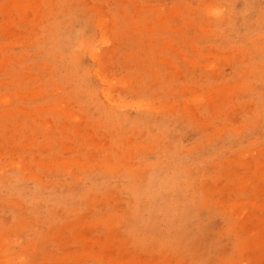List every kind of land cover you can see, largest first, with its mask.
<instances>
[{"label": "rangeland", "instance_id": "1", "mask_svg": "<svg viewBox=\"0 0 264 264\" xmlns=\"http://www.w3.org/2000/svg\"><path fill=\"white\" fill-rule=\"evenodd\" d=\"M17 1L0 264H264V0Z\"/></svg>", "mask_w": 264, "mask_h": 264}, {"label": "bare ground", "instance_id": "2", "mask_svg": "<svg viewBox=\"0 0 264 264\" xmlns=\"http://www.w3.org/2000/svg\"><path fill=\"white\" fill-rule=\"evenodd\" d=\"M16 1H17V0H15V2H16ZM18 1H19V2H22V0H21V1L18 0ZM18 1H17V8L19 9V7H20L19 11H22L23 4L18 3ZM23 1H26V0H23ZM26 3L28 4V1H27ZM18 4H20V5L18 6ZM24 6H27V5H24ZM100 10H101V9H100ZM23 11H24V10H23ZM23 11H22V12H23ZM97 12H98V11H97ZM97 14H98V13H97ZM100 15H101V14H100ZM100 20H102L101 17H100ZM100 22L103 24V25H102V28H103V26L105 25V24L103 23L104 20H102V21H100ZM100 22H98V23H100ZM101 23H100V24H101ZM107 25H109V24L107 23ZM141 25H142V24H141ZM105 26H106V25H105ZM105 26H104V28H105ZM98 27H99V26H98ZM100 27H101V26H100ZM139 27L142 28V26H139ZM102 28H101V31H100V29H99L100 32H102V30L104 29V28H103V29H102ZM108 29H109V28L106 27V32L109 31ZM143 29H144V27L142 28V30H143ZM104 30H105V29H104ZM102 33H103V32H102ZM104 33H105V32H104ZM91 48H92V47H91ZM91 53H92V52H91ZM96 53H97V51H96ZM89 56H90V55H89ZM94 56H95V54H94ZM98 56H99V55L97 54V58H98ZM97 58H96V60H97ZM92 59H94V58H92ZM101 60H102V59H101ZM101 60L98 58V62L100 61V63H98V65L101 64ZM95 62H96V61H95ZM102 66H103V65H102ZM100 67H101V66H100ZM101 68H104V67H101ZM102 70H103V69H101V71H102ZM101 71H100V74L102 73V76H103V72H101ZM107 72H108V71H107ZM97 73H99V72H97ZM100 74H99V77L101 76ZM104 74H105V72H104ZM106 75H107V74H106ZM106 75H105V76H106ZM102 76H101V78H102ZM107 76H108V75H107ZM108 77H109V76H108ZM104 78H105V77H104ZM106 78H107V77H106ZM109 78H110V77H109ZM111 80H112V78H111ZM104 81H106V80L104 79ZM107 81H108V80H107ZM102 82H103V80H102ZM109 82H110V80H109ZM103 83H104V82H103ZM112 84H113V83H112ZM106 86H107V85H106ZM111 86H113V85H111ZM103 88H104V87H103ZM108 88H110V87L108 86ZM103 90H104V89H103ZM105 90H106V89H105ZM109 90H110V89H109ZM104 94H105V93H104ZM26 95L28 96L27 93H26ZM106 95L108 96L107 93H106ZM204 96H205V95H204ZM5 97H6V96H5ZM8 97H9V96H7L6 98H4V100L7 99ZM110 97H111V96H110ZM107 98H108V97H107ZM111 98H112V97H111ZM199 98H200V97H199ZM7 100H8V99H7ZM7 100H6V101H7ZM55 106H56V105H55ZM55 106H54V107H55ZM155 106H156V105H155ZM157 106H158V105H157ZM157 106H156V107H157ZM161 106H162V105H161ZM48 107H49V106H48ZM56 107H57V106H56ZM58 107H59V108H58ZM58 107H57V108H58V111H59V109L61 108V106L58 105ZM121 107H122V106H121ZM159 107H160V104H159ZM17 108H18V107H17ZM49 108H50V107H49ZM47 109H48V108H47ZM50 109H52V108H50ZM53 109H54V108H53ZM64 109H65V108H64ZM17 110H18V109H17ZM61 110H63V109L61 108ZM61 110H60V111H61ZM65 110H66V109H65ZM54 111H55V110H54ZM56 111H57V110H56ZM63 112L65 113L66 111H63ZM66 114H67V113H66ZM66 114H64V116H65ZM68 117H69V115H68ZM46 124H49V122L46 123ZM77 132H78V131H77ZM78 133H80V131H79ZM78 135H79V134H78ZM241 152H242V151H241ZM240 154H241V153H240ZM161 160H162V159H161ZM111 161H112V160H111ZM44 162H45V161H44ZM46 162H47V161H46ZM46 162H45V163H46ZM117 162H118V161H117ZM117 162H116V164H117ZM118 163H119V162H118ZM13 164H14V162H13ZM43 164H44V163H43ZM17 165H18V164H17ZM19 165H20V164H19ZM110 165H111V164H110ZM116 166H117V165H116ZM24 167H25V166H24ZM29 168H30V167H29ZM25 169H26V168H25ZM31 169H32V168H31ZM238 178H239V177H238ZM240 178H242V177H240ZM240 178H239V179H240ZM139 179H140V178H139ZM242 179H243V178H242ZM142 180L144 181V178H142ZM206 181H207V180H205V182H206ZM134 182H135V181H134ZM207 182H210V181L208 180ZM207 182H206V183H207ZM137 183H138V182H137ZM204 184H205V183H204ZM208 184H210V183H208ZM208 184H207V185H208ZM207 185H205V188H206ZM202 187L204 188V185H203ZM139 193H140V191H139ZM138 200H139V199H138ZM132 201H133V200H132ZM161 214H162V213H161ZM159 217H161V216H159ZM262 233H263V232H262ZM261 237H262V236H261ZM262 244H263V243H262ZM1 250H2V249L0 248V251H1ZM2 251H3V250H2ZM239 252H240V251H239ZM236 259H237V258H236ZM233 260H234V259H233ZM233 262H234V261H233ZM236 264H237V263H236Z\"/></svg>", "mask_w": 264, "mask_h": 264}]
</instances>
